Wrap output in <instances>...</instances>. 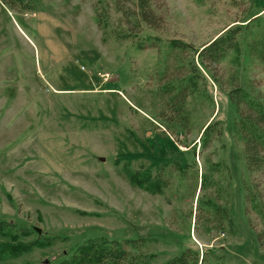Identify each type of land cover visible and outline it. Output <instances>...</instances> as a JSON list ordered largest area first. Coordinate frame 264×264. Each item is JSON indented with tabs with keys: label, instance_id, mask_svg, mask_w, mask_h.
<instances>
[{
	"label": "rangeland",
	"instance_id": "1",
	"mask_svg": "<svg viewBox=\"0 0 264 264\" xmlns=\"http://www.w3.org/2000/svg\"><path fill=\"white\" fill-rule=\"evenodd\" d=\"M153 4L160 27L127 33L114 0H0V218L33 231L0 236V264H58L91 239L138 237L152 264L186 247L264 264V211L245 200L231 84L221 90L196 54L240 27L220 71L264 98V68L247 52L264 38V0ZM192 64L204 78L177 116L167 86ZM216 120L221 134L203 149ZM37 228L59 237L36 244Z\"/></svg>",
	"mask_w": 264,
	"mask_h": 264
},
{
	"label": "trees",
	"instance_id": "2",
	"mask_svg": "<svg viewBox=\"0 0 264 264\" xmlns=\"http://www.w3.org/2000/svg\"><path fill=\"white\" fill-rule=\"evenodd\" d=\"M123 2H131V6H125ZM114 6L122 15L127 33L140 30L142 25L154 29L160 27L162 18L157 13L153 0H114ZM240 31V27L228 28L223 34L204 44L196 51V54L202 68L219 84L221 90L225 88V84H231L228 96L237 114L233 123L234 137L241 145L245 169L250 175L244 185L245 200L247 207L262 214L264 211V98L262 91L252 83V80L247 84V89H244L234 71L226 78H224V71H220L221 63L226 56L239 48ZM152 40V38L146 39L150 44ZM140 46L142 47L143 44ZM173 47L180 51L189 50V46L182 41H173ZM247 49L253 63L264 68V38L253 37L248 42ZM188 70L191 73L185 75L182 81L167 86V91L170 93L167 105L177 116L183 112L186 99L194 92L198 77L204 78L195 64H192ZM170 118L172 119V116ZM221 131L222 126L218 120L205 127L202 148H207L209 142L215 135L216 137L220 135ZM125 169L129 177L136 181L133 171L128 166H125ZM148 173L149 170L146 169L142 175L148 176ZM203 179L206 181V177ZM142 182H144L143 179ZM148 186L149 189L156 190L155 184L151 183ZM262 215L264 217V214ZM12 233L27 236L33 231L25 225L0 218V236ZM56 237L45 236L37 232L36 244H46ZM143 241L139 237L122 240L91 239L58 264H152L151 259L154 255H145L140 250ZM28 248L27 245L22 249L19 246L16 247L20 251ZM212 260L220 264H228L227 258L208 250L203 251L200 258L198 250L190 247L172 256L164 264H211Z\"/></svg>",
	"mask_w": 264,
	"mask_h": 264
},
{
	"label": "water",
	"instance_id": "3",
	"mask_svg": "<svg viewBox=\"0 0 264 264\" xmlns=\"http://www.w3.org/2000/svg\"><path fill=\"white\" fill-rule=\"evenodd\" d=\"M37 232L40 233V229L39 228H37Z\"/></svg>",
	"mask_w": 264,
	"mask_h": 264
}]
</instances>
